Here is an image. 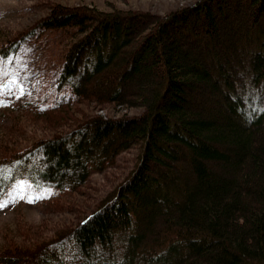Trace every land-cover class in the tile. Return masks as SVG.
<instances>
[{
    "label": "trees",
    "instance_id": "16d2710c",
    "mask_svg": "<svg viewBox=\"0 0 264 264\" xmlns=\"http://www.w3.org/2000/svg\"><path fill=\"white\" fill-rule=\"evenodd\" d=\"M46 30L67 40L61 62L33 71L23 95H0V115L12 114L0 127V198L23 182L61 211L121 152L138 154L73 227L45 234L17 211L0 264H264V0L167 14L57 2L3 38L0 68ZM105 74L114 80H97ZM197 91L214 109L197 106ZM111 107L143 110L97 112Z\"/></svg>",
    "mask_w": 264,
    "mask_h": 264
},
{
    "label": "rangeland",
    "instance_id": "374dc122",
    "mask_svg": "<svg viewBox=\"0 0 264 264\" xmlns=\"http://www.w3.org/2000/svg\"><path fill=\"white\" fill-rule=\"evenodd\" d=\"M196 1L198 0H0V44H2L3 38L13 37L34 25L57 2L70 6L88 4L103 10L118 8L167 14L179 7L195 4ZM62 35L60 32L50 30L41 32L34 36L31 42L29 41L28 46L20 53L16 62L7 63L5 69L0 68V74L3 76L7 75L6 85H4L6 81L2 83L5 86L3 92L9 93L13 87H17L20 91L21 87L25 88L27 86V80L30 79L33 71H38L39 68L41 70L51 69L54 64H59L61 61L56 62L54 58L63 53L65 41L67 40ZM109 76L105 74L97 80H109L112 82L114 79L109 78ZM193 98L196 100L197 106L206 110L214 109L215 107L212 99L204 91L195 92ZM80 106L81 104L75 105V107ZM142 110L140 107H111L99 109L97 112L105 116L118 117L124 114L129 116L138 115ZM11 119L12 114L5 115V117L0 115V127L6 121L10 122ZM30 121L27 119V126H29L28 130L31 129L33 131V135L38 137L51 135L49 130L44 129L40 125L42 121L37 122L40 126H34ZM63 129L68 128L64 126ZM137 154L138 149L135 147L121 152L114 166L107 168L103 172L92 174L89 181L80 191L73 193L70 197H65L63 199L64 210H58L57 212L54 208L44 206V203L42 204L40 200L43 195L31 188L29 184L17 183L7 195L0 198V202L9 201L5 207H0V240L3 238L2 229H5V226H13L15 223L14 215L17 214V211L23 214V219L26 221L25 224L29 226H35L41 222L47 224V231H43L45 234H52L54 230L64 224L73 227L82 216L92 209L94 204L100 201L129 174L135 165ZM17 193L24 198L11 202L10 194L16 195ZM30 199L32 202H29ZM73 204L78 209L72 212L71 206H74ZM21 243L26 244L25 242Z\"/></svg>",
    "mask_w": 264,
    "mask_h": 264
},
{
    "label": "snow or ice",
    "instance_id": "6c2138e0",
    "mask_svg": "<svg viewBox=\"0 0 264 264\" xmlns=\"http://www.w3.org/2000/svg\"><path fill=\"white\" fill-rule=\"evenodd\" d=\"M0 63H2V61H0ZM4 87H5L4 85H0V95H3V89H4ZM20 94H21V95L24 94V93H23V88H22V87H21ZM2 105H3V101L0 100V106H2ZM10 196H11V202H15L16 199H23V198H24V197H23L21 194H19V193H17L16 195H11V194H10ZM8 202H9L8 200H5V201L0 202V207H5V206L7 205ZM29 202H32L31 199H30Z\"/></svg>",
    "mask_w": 264,
    "mask_h": 264
}]
</instances>
